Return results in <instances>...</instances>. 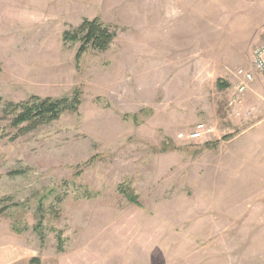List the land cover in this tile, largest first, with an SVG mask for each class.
<instances>
[{"label": "rangeland", "instance_id": "1", "mask_svg": "<svg viewBox=\"0 0 264 264\" xmlns=\"http://www.w3.org/2000/svg\"><path fill=\"white\" fill-rule=\"evenodd\" d=\"M263 38L264 0H0V264H264ZM36 96L80 103L23 133Z\"/></svg>", "mask_w": 264, "mask_h": 264}, {"label": "trees", "instance_id": "2", "mask_svg": "<svg viewBox=\"0 0 264 264\" xmlns=\"http://www.w3.org/2000/svg\"><path fill=\"white\" fill-rule=\"evenodd\" d=\"M117 36L116 28L105 24L99 18H85L76 30L66 33L65 39L81 42L76 56L79 60L90 47L99 51L107 50ZM79 103L78 96L73 99H41L36 96L25 102H10L6 104L4 112L12 115L11 126L20 127V131L24 133L60 118L65 111L75 110ZM14 174L20 172L15 171ZM5 211L6 207L0 208V214Z\"/></svg>", "mask_w": 264, "mask_h": 264}, {"label": "built area", "instance_id": "3", "mask_svg": "<svg viewBox=\"0 0 264 264\" xmlns=\"http://www.w3.org/2000/svg\"><path fill=\"white\" fill-rule=\"evenodd\" d=\"M236 74L239 79L236 90L240 94L247 91L249 84L256 79L257 75H264V38L252 51L251 67L240 69ZM210 132L211 130L207 129L205 124H201L192 131L191 138L202 139Z\"/></svg>", "mask_w": 264, "mask_h": 264}, {"label": "crops", "instance_id": "4", "mask_svg": "<svg viewBox=\"0 0 264 264\" xmlns=\"http://www.w3.org/2000/svg\"><path fill=\"white\" fill-rule=\"evenodd\" d=\"M11 17L13 18L14 16H13V13L12 14H9L8 13V22H9V20H13V19H11ZM264 75H258V77L260 78H262ZM263 80V79H262Z\"/></svg>", "mask_w": 264, "mask_h": 264}]
</instances>
